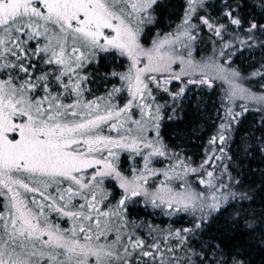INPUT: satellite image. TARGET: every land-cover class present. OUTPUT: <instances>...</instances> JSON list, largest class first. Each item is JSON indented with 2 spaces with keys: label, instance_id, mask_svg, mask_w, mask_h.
Instances as JSON below:
<instances>
[{
  "label": "snow or ice",
  "instance_id": "obj_1",
  "mask_svg": "<svg viewBox=\"0 0 264 264\" xmlns=\"http://www.w3.org/2000/svg\"><path fill=\"white\" fill-rule=\"evenodd\" d=\"M257 252L264 0H0V264Z\"/></svg>",
  "mask_w": 264,
  "mask_h": 264
},
{
  "label": "trees",
  "instance_id": "obj_2",
  "mask_svg": "<svg viewBox=\"0 0 264 264\" xmlns=\"http://www.w3.org/2000/svg\"><path fill=\"white\" fill-rule=\"evenodd\" d=\"M254 255L257 260V264H259L260 254L257 252V253H254Z\"/></svg>",
  "mask_w": 264,
  "mask_h": 264
},
{
  "label": "rangeland",
  "instance_id": "obj_3",
  "mask_svg": "<svg viewBox=\"0 0 264 264\" xmlns=\"http://www.w3.org/2000/svg\"><path fill=\"white\" fill-rule=\"evenodd\" d=\"M178 22V21H177Z\"/></svg>",
  "mask_w": 264,
  "mask_h": 264
}]
</instances>
